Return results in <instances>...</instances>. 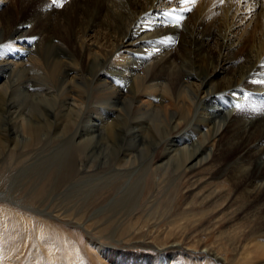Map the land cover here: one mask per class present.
<instances>
[{"label": "bare ground", "instance_id": "1", "mask_svg": "<svg viewBox=\"0 0 264 264\" xmlns=\"http://www.w3.org/2000/svg\"><path fill=\"white\" fill-rule=\"evenodd\" d=\"M58 3L0 2V164L11 150L49 148L52 137L62 143L44 159L61 160L68 147L78 153L59 174L65 182L110 162L78 199L93 200L92 211L109 221L133 215L150 176L169 190L205 169L208 178L186 185L190 197L231 211L227 222L240 220L235 233L249 238L243 251L264 264V0ZM222 8L228 14L218 15ZM36 166L28 161L14 174ZM121 220L106 239L119 243ZM87 233L114 261L113 249Z\"/></svg>", "mask_w": 264, "mask_h": 264}, {"label": "rangeland", "instance_id": "2", "mask_svg": "<svg viewBox=\"0 0 264 264\" xmlns=\"http://www.w3.org/2000/svg\"><path fill=\"white\" fill-rule=\"evenodd\" d=\"M0 2L3 7L8 5V0ZM196 8L194 14L206 16L207 12L202 16L204 10L196 11ZM225 12L226 9L222 8L217 13L221 16ZM190 14L192 12H185L187 20ZM197 16L192 19L196 20ZM54 74L50 75V81H46L54 83ZM35 79V83H40V79ZM50 143L49 148L43 150H11L7 163L0 164V264H222L207 257L203 253L207 249L225 259L226 263L223 264H258L255 261L259 257L243 251L244 244L249 240L248 235L235 233L239 231V226L244 227L243 224L240 220L227 222L231 211L220 214L221 207L213 208L190 197L189 189H186L190 186L186 185L190 184V179L196 180L198 175L208 178L205 169L190 174V179L183 186H174L169 190H165V185L156 188L152 183L154 178L150 176L146 195L144 193L143 201L132 212L133 215L124 218L120 215L109 221L112 216L110 213L102 215L92 211L95 206L93 200L89 205H84L78 199L84 197L79 194L80 191L90 190L94 184L95 178L90 176L109 170L110 162L107 166L97 163L105 166L99 169L95 166L90 168V164L85 165L86 168L78 170L77 174H71L75 178L70 175L68 179L70 177L72 180L67 179L65 182L59 174H63L62 168L69 160L76 161L78 153L68 147L61 160L57 155L44 159L53 152L52 148L62 143V139L54 140L52 137ZM105 154L100 157L105 158ZM81 160L85 161L84 157ZM28 161L31 164L37 162L35 170L29 169L22 175H15ZM98 196L96 202L104 197ZM16 203L42 209L50 218L45 213L33 214L22 210ZM236 209L233 206L232 210ZM52 215L58 220L51 218ZM119 219H122L116 234L119 243H115L112 239H106V236L108 238L118 225ZM78 223L86 224L83 228L75 225ZM87 230L92 231L103 245L113 249L114 261L105 260L98 253L96 241Z\"/></svg>", "mask_w": 264, "mask_h": 264}, {"label": "snow or ice", "instance_id": "3", "mask_svg": "<svg viewBox=\"0 0 264 264\" xmlns=\"http://www.w3.org/2000/svg\"><path fill=\"white\" fill-rule=\"evenodd\" d=\"M183 3H194L195 0H182ZM52 3L58 7H62L61 3H58V0H52ZM181 19V17H177V20Z\"/></svg>", "mask_w": 264, "mask_h": 264}]
</instances>
